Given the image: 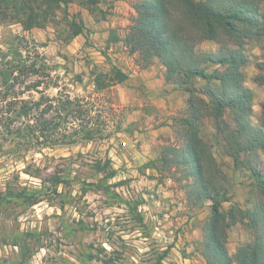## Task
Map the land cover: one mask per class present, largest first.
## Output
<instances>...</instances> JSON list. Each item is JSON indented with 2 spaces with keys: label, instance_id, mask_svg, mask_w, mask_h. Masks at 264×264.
I'll return each mask as SVG.
<instances>
[{
  "label": "rangeland",
  "instance_id": "obj_1",
  "mask_svg": "<svg viewBox=\"0 0 264 264\" xmlns=\"http://www.w3.org/2000/svg\"><path fill=\"white\" fill-rule=\"evenodd\" d=\"M98 1L87 6L75 0L43 29L25 31L17 21L0 23V50L7 54L0 65L12 60L19 39L25 38L24 56L36 60L40 69L45 65V73L27 77L26 84L42 80L39 91L46 96L80 98L81 110H91L92 119L85 117L86 121L104 134L92 142L12 156L3 165L0 264H206L198 244L210 204L190 209L175 176L160 175L149 165L162 146H180L175 120L189 93L165 82L159 61L143 69L118 41L136 15V0ZM75 19L78 24L81 19L85 35L71 38ZM202 48L216 46L204 43ZM246 48L251 59L246 85L255 94L256 123L264 88L254 78L264 61V39ZM112 66L128 80L98 91L96 73L108 75ZM203 84L201 79L194 81L198 87ZM39 97L36 91L24 94L28 101ZM213 132L212 121L206 119L203 136L211 140ZM214 153L231 180L224 208L237 203L252 209L257 200L252 176L235 170L217 146ZM109 168L115 171L113 178L107 175ZM35 191L40 202L24 203L23 196ZM252 239L244 225L231 229L230 254Z\"/></svg>",
  "mask_w": 264,
  "mask_h": 264
},
{
  "label": "trees",
  "instance_id": "obj_2",
  "mask_svg": "<svg viewBox=\"0 0 264 264\" xmlns=\"http://www.w3.org/2000/svg\"><path fill=\"white\" fill-rule=\"evenodd\" d=\"M74 1L0 0V23L17 21L25 31L43 29ZM83 2L87 6L99 3ZM134 10L132 24L118 41L137 57L143 69L159 61L165 68V82L189 93L175 120L180 146H162L150 167L160 175L168 172L175 176L190 209L210 204L198 244L206 264H264V101L255 123V94L246 85L245 72L251 61L247 44L264 39V0H136ZM72 23L71 38L85 35L81 19L80 24L76 19ZM204 43L216 48L203 49ZM27 44L25 38L19 39L12 60L0 65V169L12 156L23 158L32 151L92 142L104 135L93 128L91 120L86 121L85 117L92 119L91 110H81L80 98L46 96L39 91L42 80L26 84L27 77L45 73L44 64L40 69L36 60L24 56ZM6 58L0 50V60ZM257 67L260 74L254 81L264 88V61ZM128 78L112 66L108 75L96 73L95 85L103 91ZM197 79L204 84L194 85ZM22 86L24 90H20ZM33 91L40 94L38 99L24 98L26 92ZM206 119L214 127L211 140L203 136ZM216 146L222 156L231 159L235 170L252 176L257 196L252 209L244 210L237 203L224 208L231 180L214 153ZM97 169L105 171L101 165ZM107 175L113 178L115 171L109 168ZM23 197L29 205L40 202L36 191ZM237 225L246 226L253 239L233 256L228 240Z\"/></svg>",
  "mask_w": 264,
  "mask_h": 264
}]
</instances>
